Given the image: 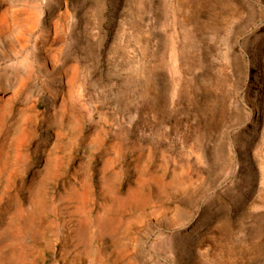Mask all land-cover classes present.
I'll return each mask as SVG.
<instances>
[{
	"label": "rangeland",
	"instance_id": "1",
	"mask_svg": "<svg viewBox=\"0 0 264 264\" xmlns=\"http://www.w3.org/2000/svg\"><path fill=\"white\" fill-rule=\"evenodd\" d=\"M0 264H264V0H0Z\"/></svg>",
	"mask_w": 264,
	"mask_h": 264
}]
</instances>
